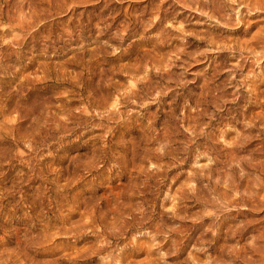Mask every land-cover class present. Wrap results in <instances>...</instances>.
<instances>
[{"label": "rangeland", "instance_id": "374dc122", "mask_svg": "<svg viewBox=\"0 0 264 264\" xmlns=\"http://www.w3.org/2000/svg\"><path fill=\"white\" fill-rule=\"evenodd\" d=\"M237 1L0 0V264H264V0Z\"/></svg>", "mask_w": 264, "mask_h": 264}, {"label": "bare ground", "instance_id": "6f19581e", "mask_svg": "<svg viewBox=\"0 0 264 264\" xmlns=\"http://www.w3.org/2000/svg\"><path fill=\"white\" fill-rule=\"evenodd\" d=\"M207 1H208V2H211V1H213V0H207ZM238 1H240L241 3H242V2H243V3L245 2V1H241V0H238ZM238 1H237V2H238ZM252 1H254V0H251V1H250L249 3H247L246 5H247V6H251V5L255 6V2L253 3ZM235 2H236V1H235ZM198 3H199V2H198ZM256 3H257V2H256ZM201 4H203V6H205V2L200 3L199 5L201 6ZM250 4H251V5H250ZM214 6H215V5H214ZM158 9H159V8H158ZM216 9H217V10H216ZM216 9L214 8V9L212 10L213 14H216L217 12H220V8H216ZM160 10H161V9H160ZM240 10H242V9H239V11H240ZM160 13H161V12H160ZM159 15H160V14H159ZM213 16H214V15H210V17H213ZM224 16H225V15H224ZM222 18H223V17H222ZM225 19H226L227 21L230 20V19H228V18H225ZM156 23H157V25H160V23H162L161 15H160L159 19L156 21ZM160 26H161V25H160ZM125 29H126V28H125ZM161 36H162V35H161ZM162 37H163V36H162ZM13 38H14V36H13ZM258 38H260V39L262 38L261 40L259 39L260 41H258V42H260V43H264V37H258ZM256 41H257V40H256ZM6 42H7V41H6ZM258 42H257V43H258ZM140 53H141V52H140ZM157 57H158V56H157ZM160 59H161V58H160ZM142 63H143V62H142ZM123 66H124V65H123ZM115 69H116V68H115ZM113 70H114V69H113ZM148 70H149V69H148ZM148 70H147V71H148ZM105 71H106V70H105ZM167 72H168V71H167ZM155 74H156V73H155ZM167 74H168V73H167ZM147 77H148V76H147ZM148 79H149V78H148ZM136 81H137V80H136ZM208 85H209V84H208ZM97 86H98V85H97ZM99 86H101V85H99ZM99 86H98V88H100ZM149 87H150V86H149ZM151 87H152V86H151ZM207 88H208V86H207ZM100 89H101V88H100ZM208 89H209V88H208ZM97 90H98V89H97ZM120 90H121V89H120ZM132 90H133V89H132ZM103 91H104V90H103ZM101 92H102V91H101ZM105 92H106V91H105ZM131 92H132V91H131ZM103 93H104V92H103ZM103 93H100V92H99V94H103ZM106 93H107V92H106ZM208 93H209V92H208ZM97 94H98V93H97ZM104 95H105V94H103V96H104ZM209 95H210V94H209ZM99 96H100V95H98V97H99ZM103 96H102V97H103ZM96 97H97V96H96ZM212 97H213V96H212ZM86 98H87V97H86ZM100 98H101V97H100ZM105 98H106V96H105ZM103 99H104V97H103ZM103 99H102V101L105 100V99H104V100H103ZM91 100H92V98H91ZM96 100H97V99H96ZM97 101H98V100H97ZM125 101H126V100H125ZM255 103H256V102H255ZM257 103H258V102H257ZM261 104H262V103H261ZM261 104H260V105H261ZM263 106H264V105H262V107H263ZM87 114H88V113H87ZM260 115H261V114H260ZM260 115H259V116H260ZM37 118H38V116H37ZM37 118L35 119L36 121L39 120V119L37 120ZM50 118H51V117H50ZM52 118H53V117H52ZM52 118H51V119H52ZM46 119H47V118H46ZM48 119H49V118H48ZM52 120H53V119H52ZM47 121H48V120H47ZM49 121H50V119H49ZM255 124H256V123H255ZM250 126H251V125H250ZM253 126H254V125H253ZM233 128H234V127H233ZM251 129H253V127H250V129L248 130V132H249ZM255 129H256V128H255ZM260 129H261V128H260ZM257 130H258V129H257ZM261 130H262V129H261ZM227 131H228V130H227ZM244 131H245V130H244ZM225 132H226V131H225ZM228 132H229V131H228ZM226 133H227V132H226ZM226 133H225V134H226ZM238 133H239V132H238ZM239 134H240V133H239ZM242 134H243V133H242ZM244 134H245V133H244ZM244 134H243V135H244ZM246 134H247V133H246ZM210 135H211V134H209V137H210ZM224 136H225V135H224ZM237 137H238V136H237ZM247 137H248V136H247ZM263 138H264V137H263ZM242 139H243V137H242V135H240V136H239V139H238L237 141H235V139H234L235 145H234L233 147H228V148L226 147V148H227L228 150H230V151H233V153H234V151H236L239 147L241 148V146H239V144L242 143V141H243ZM244 139H245V138H244ZM220 140H221V139H220ZM263 141H264V140H263ZM240 142H241V143H240ZM244 142H245V141H244ZM244 142L242 143V145L244 144ZM174 143H175V142H174ZM263 143H264V142H263ZM263 143H262V144H263ZM227 144H228V143H227ZM227 146H229V145H227ZM224 148H225V147H224ZM161 156H162V155H161ZM214 162H215V161H214ZM216 162H217V161H216ZM215 164H216V163H215ZM215 167H216V166H215ZM217 171H218V170H217ZM212 174H213V171H212ZM220 175H221V174H220ZM248 181H249V180H248ZM215 182H216V181H215ZM224 193H225V192H224ZM225 195H226V194H225ZM228 204H230V203H228ZM100 218H101V217H100ZM89 221H90V220H89ZM91 221H92V220H91ZM91 223H92V222H91ZM89 224H90V223H89ZM103 226L105 227V225H103ZM104 227H102V228H104ZM106 230H109V229L107 228ZM117 230H118V229H117ZM117 230H116V231H117ZM102 231H104V230H102ZM112 231H115V230L113 229ZM105 232H106V231H105ZM106 233L108 234V232H106ZM114 233H115V232H114ZM102 234H103V232H102ZM104 234H105V233H104ZM107 234H105V235H107ZM111 234H112V232H111ZM116 234H117V233H116ZM103 236H104V235H103ZM107 236H108V235H107ZM104 237H106V236H104ZM104 239H105V238H104ZM165 239H166V238H165ZM106 240H107V239H106ZM98 246H99V245H98ZM89 247H90V246H89ZM106 247H107V246H106ZM92 248H93V247H92ZM92 248H91V249H92ZM104 248H105V247H104ZM108 248H109V247H108ZM89 250H90V248H89ZM107 250H108V249H107ZM105 251H106V250H105ZM100 252H101V251H100ZM95 253H97V252H95ZM97 254H98V253H97ZM100 254H101V253H100ZM121 256H122V255H121ZM153 261H154V260H153ZM153 261H152V262H153ZM108 264H109V263H108Z\"/></svg>", "mask_w": 264, "mask_h": 264}]
</instances>
